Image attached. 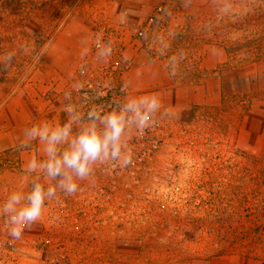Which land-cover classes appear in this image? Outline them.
Masks as SVG:
<instances>
[{"label":"rangeland","instance_id":"obj_1","mask_svg":"<svg viewBox=\"0 0 264 264\" xmlns=\"http://www.w3.org/2000/svg\"><path fill=\"white\" fill-rule=\"evenodd\" d=\"M231 3L221 15L214 0H162L154 6L165 7L159 23L124 40L88 27L89 0H0V57L15 54L10 70L0 66V203L30 191L34 176L23 166L43 158L38 141L20 149L19 139L58 117L45 53L68 24L87 25L81 34H91L95 55L98 34L114 42L109 58L78 69L82 88L69 91L83 112L133 96L124 83L133 65L127 47L168 71L170 57L180 60L175 100L183 105L159 94L170 115L131 134L132 165L98 167L75 195L58 193L21 239L0 216V264H264V0ZM217 49L226 60L207 70Z\"/></svg>","mask_w":264,"mask_h":264},{"label":"clouds","instance_id":"obj_2","mask_svg":"<svg viewBox=\"0 0 264 264\" xmlns=\"http://www.w3.org/2000/svg\"><path fill=\"white\" fill-rule=\"evenodd\" d=\"M221 15L232 12L231 0H214ZM190 0H185V6ZM114 42L104 41L102 35L94 40L96 58L104 60L113 52ZM87 41L82 56L88 54ZM15 54L6 53L0 57V66L11 69ZM180 60L169 59V74L175 76ZM82 85H73L79 92ZM123 91V89H122ZM64 106L67 120L64 123L43 121L25 129L19 139V148L28 149L33 141L42 146L43 158L32 156L23 166L25 176H34L28 192L17 190L9 193L0 203V216L5 218L7 234L19 240L26 229L41 220L46 203L57 200L58 193L75 195L80 190L78 181L91 180L98 167L115 170L127 168L133 163V149L130 146L131 134L142 136L146 129L153 127L159 118L170 115L162 109L158 94L127 96L116 101L105 110L104 105L93 104L87 112L82 105L72 102V92L65 93ZM35 174V175H34ZM46 181L41 182V175Z\"/></svg>","mask_w":264,"mask_h":264},{"label":"crops","instance_id":"obj_3","mask_svg":"<svg viewBox=\"0 0 264 264\" xmlns=\"http://www.w3.org/2000/svg\"><path fill=\"white\" fill-rule=\"evenodd\" d=\"M160 1L162 0H89L92 5L91 13L85 18V23L89 28L97 24L103 25L116 31L117 35H121L124 40H127L146 23L150 14L153 13L154 6ZM84 26L87 27V25ZM84 26L72 27L68 24L56 32L46 49L45 57L48 58V63L52 64L53 89L60 95L59 106L56 107L58 117H54L52 121L55 123L62 124L67 120V116L61 114V111L64 110L63 95L77 83L79 67L83 63H93L96 59L91 34L86 32L81 34V28L85 29ZM85 41H87L89 51L86 56H82ZM126 42L124 45L128 44ZM125 53H127L128 59L133 62L124 76L125 86L131 95H143L151 92L158 95L164 93L171 97L172 104L181 105V102L175 99L182 93V87L176 81V77L169 74L162 61H147L145 55L136 53L128 47L125 49ZM209 55L204 65L207 70L226 60V54L221 49L212 51ZM45 120L50 121L43 119V121ZM39 145L37 151H39Z\"/></svg>","mask_w":264,"mask_h":264},{"label":"built area","instance_id":"obj_4","mask_svg":"<svg viewBox=\"0 0 264 264\" xmlns=\"http://www.w3.org/2000/svg\"><path fill=\"white\" fill-rule=\"evenodd\" d=\"M165 7L162 5L157 6L154 9L153 14L146 21L145 25L141 28L142 30L137 33V36H142L146 31H148L156 23H159L158 20L162 18Z\"/></svg>","mask_w":264,"mask_h":264}]
</instances>
